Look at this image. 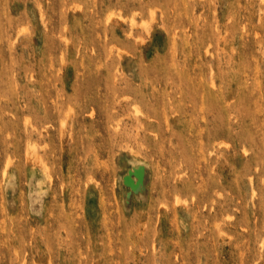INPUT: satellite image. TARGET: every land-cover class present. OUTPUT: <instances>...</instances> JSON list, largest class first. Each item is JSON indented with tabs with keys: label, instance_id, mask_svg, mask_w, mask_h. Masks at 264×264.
<instances>
[{
	"label": "rangeland",
	"instance_id": "rangeland-1",
	"mask_svg": "<svg viewBox=\"0 0 264 264\" xmlns=\"http://www.w3.org/2000/svg\"><path fill=\"white\" fill-rule=\"evenodd\" d=\"M0 264H264V0H0Z\"/></svg>",
	"mask_w": 264,
	"mask_h": 264
},
{
	"label": "bare ground",
	"instance_id": "bare-ground-1",
	"mask_svg": "<svg viewBox=\"0 0 264 264\" xmlns=\"http://www.w3.org/2000/svg\"><path fill=\"white\" fill-rule=\"evenodd\" d=\"M135 108H136V107H135ZM137 109H138V108H136V111H137ZM138 111H139V109H138Z\"/></svg>",
	"mask_w": 264,
	"mask_h": 264
}]
</instances>
